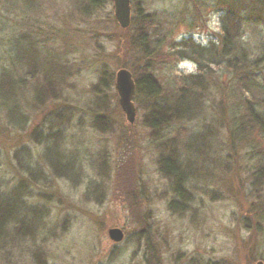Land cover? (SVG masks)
<instances>
[{
  "label": "rangeland",
  "instance_id": "374dc122",
  "mask_svg": "<svg viewBox=\"0 0 264 264\" xmlns=\"http://www.w3.org/2000/svg\"><path fill=\"white\" fill-rule=\"evenodd\" d=\"M94 1L0 0V72L18 83L23 121L10 125L0 104V220H8L0 264H264V224L256 228L249 211L255 165L230 123L240 115V66L227 68L228 58L210 47L228 24L255 58L264 52V26L244 23L240 11L228 22L225 0H130L124 30L112 0ZM146 15L151 22L138 23ZM189 40L205 49L201 61L180 46ZM15 49L23 61L11 67ZM24 54L33 55L32 69ZM189 57L208 75L202 89L192 86L202 95L201 118H192L193 102L192 119L151 124L174 89L193 84L198 69ZM120 69L135 85L154 74L160 89L149 98L138 84L132 124L114 90ZM52 140L58 150L45 152ZM55 153L59 170L47 163ZM169 156L184 178L182 199L176 178L162 170ZM12 193L18 213L2 199ZM114 228L120 242L108 238Z\"/></svg>",
  "mask_w": 264,
  "mask_h": 264
},
{
  "label": "trees",
  "instance_id": "16d2710c",
  "mask_svg": "<svg viewBox=\"0 0 264 264\" xmlns=\"http://www.w3.org/2000/svg\"><path fill=\"white\" fill-rule=\"evenodd\" d=\"M90 1L96 3L94 0ZM223 3L227 4V21L236 17V12L240 11V20L244 23L251 22L256 25L262 24L264 26V0H225ZM138 19V23L140 24L151 22L150 16L147 15L139 16ZM227 25L222 27L223 35L220 37V41L217 46L214 47V45L210 43V47L220 49V56L222 58H228L226 65L227 68L229 67V69L236 70L238 66H240V82H238L240 85V115L239 117H231L230 123L232 125V134L235 136L234 141L240 145V150L243 149V154L246 158L251 161L253 165H255L249 170L252 178L249 184L250 187L253 188V194L256 195V199L255 203L250 206L249 211H251L256 217L255 227L257 228L264 224V52L260 53L255 58H251L248 54L247 48L244 47V44L237 40L239 28L235 30V35L237 36H233ZM15 43L20 42L16 41ZM146 43V33L140 31L137 44L141 46L140 50L142 52L146 50ZM29 44L30 43L26 41L24 46L28 47L30 46ZM188 44L189 45H187L186 42H183L180 46L187 48L201 61V51H205V49L193 45L191 41L188 42ZM160 46L161 42L159 41V44L155 46L156 48L152 50L151 53L155 55ZM262 50L264 51V49ZM17 53H19V50L16 51L15 49L14 59H10L9 63L11 67H13L14 64L13 60L15 61V59H17L19 61H23V57L20 54L19 59L17 58ZM143 54L146 58L152 55L149 53ZM30 56L31 60H29L28 56L24 54L26 62L24 65H26V68L32 69L33 55ZM214 56L216 57L219 55L216 54ZM186 60L197 65L198 73L189 76L193 84L190 85L186 81H183L179 85V88L174 89V91L165 100V104H163L164 106L154 109V111L151 112V124L155 123L157 125L162 121H167V119L171 116H176V114H188L189 118L187 119L201 118L200 112L202 110L199 99L202 95L196 91V96H194L193 91L195 90H192V86L195 89H202L207 84L206 79L208 75H205L206 68L201 66L199 61L192 59V57H189ZM214 61L215 60H211L212 64L216 65ZM256 78H258V80H256ZM17 84L18 83L11 77V75H9L8 72H0V104L6 111L7 121L12 126L20 125L23 122L15 96L17 88H19ZM138 84L141 86L140 88L146 92L149 98L154 97L159 93L160 89L154 78V74L146 73L142 75L136 84V89H138ZM193 102L195 103L197 116L195 117L193 115L191 118L192 109L194 108ZM189 103H191V106ZM51 146L54 150H58L56 141L52 140L49 144H46L45 152L51 149ZM232 146L236 148L235 145ZM57 154L58 153H55V156L53 155L54 157H49L50 159H47V163L53 170H59L61 167L58 165L60 164L59 161H61V156L59 157ZM172 159L173 158L170 156L165 157L162 161V170L166 174L172 175L176 178L177 197L182 199L184 196L183 193H185L184 178L182 173L178 172L176 162ZM17 196L18 195L15 193H12L11 195L2 198L6 200L5 202L9 201L11 203L10 206H8V210L16 213H18L16 208ZM7 221L8 220H0V227L6 225L4 222Z\"/></svg>",
  "mask_w": 264,
  "mask_h": 264
},
{
  "label": "water",
  "instance_id": "95a60500",
  "mask_svg": "<svg viewBox=\"0 0 264 264\" xmlns=\"http://www.w3.org/2000/svg\"><path fill=\"white\" fill-rule=\"evenodd\" d=\"M113 15L121 29L129 26L130 20V0H112ZM135 82L129 71L120 69L116 72L114 78V90L118 97V105L125 115L129 124H132L135 117V109L133 106V96L135 93ZM108 238L113 242H120L123 234L119 229H110L107 232ZM255 264H262L257 262Z\"/></svg>",
  "mask_w": 264,
  "mask_h": 264
},
{
  "label": "flooded vegetation",
  "instance_id": "af4514ba",
  "mask_svg": "<svg viewBox=\"0 0 264 264\" xmlns=\"http://www.w3.org/2000/svg\"><path fill=\"white\" fill-rule=\"evenodd\" d=\"M132 102H133V99H132Z\"/></svg>",
  "mask_w": 264,
  "mask_h": 264
}]
</instances>
